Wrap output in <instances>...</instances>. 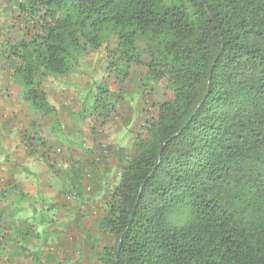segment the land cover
<instances>
[{
  "label": "trees",
  "instance_id": "obj_1",
  "mask_svg": "<svg viewBox=\"0 0 264 264\" xmlns=\"http://www.w3.org/2000/svg\"><path fill=\"white\" fill-rule=\"evenodd\" d=\"M14 1L36 32L6 40L3 65L39 117L59 120L41 80L103 45L108 73L135 64L171 94L121 166L96 264H264V0ZM92 98L102 124L124 101L105 77ZM52 130L32 120L22 138Z\"/></svg>",
  "mask_w": 264,
  "mask_h": 264
},
{
  "label": "rangeland",
  "instance_id": "obj_2",
  "mask_svg": "<svg viewBox=\"0 0 264 264\" xmlns=\"http://www.w3.org/2000/svg\"><path fill=\"white\" fill-rule=\"evenodd\" d=\"M35 32L32 21L18 12L14 0H0V264H36V258L39 264H56L52 262L58 260L56 250L61 235L60 226L54 225L56 218L77 202L76 199L67 201L66 195L82 196V200L92 206L97 202V161L92 156L102 151L107 154L111 151L109 156L114 155L112 152L116 151L115 143L118 142L124 150L119 158L126 162L136 152L134 137L139 132L142 134L146 120L154 115V106L171 97L158 83L152 80L147 83L146 70L138 65H130V75L123 81L108 73L103 45L97 51L76 55L68 74L51 75L41 80L40 87L59 111V120L55 123L52 116L39 117L20 99V87L12 82L2 57V44L6 40L15 41L23 36L29 39ZM150 42L146 37H140L137 42L136 51L143 61L149 59ZM104 77L112 90L123 93L124 101L116 105L111 117L102 124L92 114V97L96 83ZM125 113L134 116L130 124ZM32 120L53 126V132L45 134L47 143L37 140L28 145L22 138ZM106 189L99 198L102 205L89 216L97 222L88 223L90 227H99L105 200L111 193V188ZM21 192L23 195L17 196ZM53 225L55 228L49 235H43L45 228ZM12 227L23 230L16 234L11 232ZM70 233L67 243L78 244L82 249L84 238H79L76 232ZM97 234L96 242L84 239L86 247L98 251L111 245L110 235L99 229ZM53 250L55 253L51 252ZM64 253L75 258L77 250ZM71 264L76 263L72 261ZM85 264H96V254Z\"/></svg>",
  "mask_w": 264,
  "mask_h": 264
},
{
  "label": "crops",
  "instance_id": "obj_3",
  "mask_svg": "<svg viewBox=\"0 0 264 264\" xmlns=\"http://www.w3.org/2000/svg\"><path fill=\"white\" fill-rule=\"evenodd\" d=\"M124 117L128 118V122L129 121L131 122V120L134 119L133 115L128 116L126 115V113ZM129 124L127 125L129 126ZM115 144H116V151L112 152L114 155L109 156L111 151L108 154H107V151H102L101 153L96 152V154L92 156L97 161L96 162L97 166L95 167V171H96L95 175L97 176V200H96L97 202L94 204V206L90 205L89 202L83 201L82 196L80 197H78V195L77 197L74 196V199H72L71 202L76 199L77 201L76 205H73V206L71 205L72 209H69L68 212H65L61 216L58 215L56 218L57 222L55 224L53 223L54 225L60 226L59 228L61 229L59 245L57 246L58 249L56 250V252L58 251L57 255L61 257V259L59 260V257H58L57 258L58 260L56 262L53 261L52 263L71 264L72 261H75L76 264H85L86 260H88V258H90L92 254L93 255L94 253L97 254V252L99 253L100 250L97 251V249L93 250L92 247H86L85 246L86 242L84 241V239L89 240L91 238V240L96 242L97 236H99L97 234L98 229L101 230L104 234L109 235L108 233L104 232L103 229L100 228V225L97 229V225L90 227L88 223H97L89 219V216L92 214H95L96 212L95 208L102 205L99 200L102 194V190L106 187L107 188L106 190L111 188V191H112L113 187L116 184V181L118 180V177L120 176L119 174H120L121 166L125 163V161L122 158L121 159L119 158V154H122V151H124L122 145L120 143L118 144V142ZM118 149L120 150L117 151ZM105 156H109V157L106 158ZM100 159L102 161H100ZM74 187H76V185H74ZM34 190L37 191L36 188ZM85 202L86 204H84ZM105 202H107V200H105ZM91 218L93 217L91 216ZM95 218H96V215L94 216V219ZM48 224H50V221ZM54 225L52 227L48 226L47 229L45 228V232L43 233V235L45 236L49 235V232L53 230V228H55ZM10 230L11 232L18 234L19 232H22L23 229H20L18 227L17 228L12 227V229ZM55 231L57 232V230ZM71 231L73 233L76 232L79 238L80 237L84 238L81 243L82 249L78 247V244H76V246L78 247L77 249L76 246H73L72 243H69V244L67 243V241L70 240L69 234H71L70 233ZM51 234L53 233L51 232ZM66 250H69V251L77 250V253H75V258H71L68 256V253H64L66 252ZM51 252L55 253V250ZM51 258H53V256H51ZM36 264H39V261L37 258H36Z\"/></svg>",
  "mask_w": 264,
  "mask_h": 264
},
{
  "label": "built area",
  "instance_id": "obj_4",
  "mask_svg": "<svg viewBox=\"0 0 264 264\" xmlns=\"http://www.w3.org/2000/svg\"><path fill=\"white\" fill-rule=\"evenodd\" d=\"M65 199H67V201H71L72 199H74V195L68 194V195H66Z\"/></svg>",
  "mask_w": 264,
  "mask_h": 264
}]
</instances>
